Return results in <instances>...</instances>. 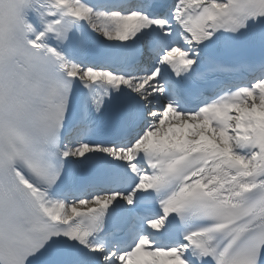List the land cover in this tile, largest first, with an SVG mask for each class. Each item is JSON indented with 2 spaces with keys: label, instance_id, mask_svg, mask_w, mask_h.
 <instances>
[{
  "label": "snow or ice",
  "instance_id": "obj_1",
  "mask_svg": "<svg viewBox=\"0 0 264 264\" xmlns=\"http://www.w3.org/2000/svg\"><path fill=\"white\" fill-rule=\"evenodd\" d=\"M0 264H264V0H0Z\"/></svg>",
  "mask_w": 264,
  "mask_h": 264
}]
</instances>
